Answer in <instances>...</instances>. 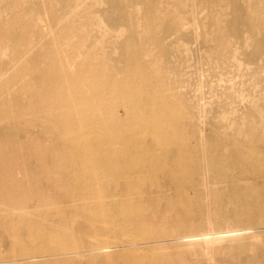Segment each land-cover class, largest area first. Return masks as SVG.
<instances>
[{
	"label": "rangeland",
	"instance_id": "obj_1",
	"mask_svg": "<svg viewBox=\"0 0 264 264\" xmlns=\"http://www.w3.org/2000/svg\"><path fill=\"white\" fill-rule=\"evenodd\" d=\"M14 1L0 0V27L11 28L0 62L24 57L16 91L24 94L27 85L24 103L44 116L11 122L2 108L0 137L8 129L31 134L25 142L34 145L40 130L65 113L103 125L105 150L122 153L124 139L142 141L148 160L127 167L120 156L105 178L70 196L59 182L23 184L20 192L0 187V211L9 213L0 219L18 221L0 223V257L19 255L6 247V231L66 214L107 224L106 234L87 233L67 221L80 246L105 239L136 244L72 264H264V0ZM35 87L49 92L43 101ZM132 117L177 127L165 124L159 134L147 123H129ZM40 137L41 148L67 151L50 130ZM171 172L183 183L185 201L152 189ZM114 191L119 196L109 200ZM63 228L57 226L62 236ZM33 257L0 261L63 264Z\"/></svg>",
	"mask_w": 264,
	"mask_h": 264
},
{
	"label": "bare ground",
	"instance_id": "obj_2",
	"mask_svg": "<svg viewBox=\"0 0 264 264\" xmlns=\"http://www.w3.org/2000/svg\"><path fill=\"white\" fill-rule=\"evenodd\" d=\"M19 1L15 0L14 3L17 4ZM28 18L31 19L30 16ZM35 28L34 26L33 29ZM9 30H11L10 27H0V48L2 47L1 42H4L5 35L10 32ZM11 58V64L0 62L2 69V73L0 74V88L2 89L0 96L3 99V103L0 105V111L4 108L3 110L4 112L6 111L7 118L11 122L22 119L25 116H29L31 120H37L39 117L44 116V111L42 108L38 109L36 106L32 107L24 103L27 95L26 84H28V81H19L21 85H26L24 94L18 95V91H16L18 89L17 79L21 78L20 70L23 66L24 57L21 54L14 53ZM52 58L61 69L63 64L60 54H52ZM127 62L129 64V71H134L136 60H132L130 57ZM32 79L34 80L35 77L33 76ZM11 87H14V89H11ZM35 89L38 94V99L41 101L49 94L44 89L37 87ZM16 106L19 109H16ZM62 117V121L59 123V115H56V120H52L47 128L41 129L38 138L36 136L37 143L34 145H28L25 142V139H32L33 136L31 134L30 136L26 134L18 136L16 132L9 131V129L2 132L0 137V187H12L16 192H20L22 191L21 185L23 184L30 187L36 181L51 182L53 184L59 182L57 186L58 190L70 196L79 194V188L95 185L97 179L105 178L106 174L104 170L107 169L106 173L110 172L112 170V161L120 156L127 167H134L132 164L136 166L139 164L144 166L146 164L145 162L148 158L145 155L148 154L142 141L129 142L128 139H124L119 142L122 153H114V151H108L104 148L106 144L103 137L105 130L103 125L95 121H81L83 119L82 117L73 118L75 121H71L72 117L65 115V113ZM134 120L140 123H147L148 126L156 129L159 134L165 132V124L167 126L172 125V127H177V125L173 124V120L158 124L152 119L148 120L146 117H132V119L129 118V123ZM30 123L32 124V121ZM46 130L51 131L54 137V144L56 145V140L59 139L67 151L58 153L57 151L48 150L47 147H44V149L41 148L43 145L40 135L42 136ZM94 130L102 132L94 134ZM131 149L134 151L133 154L130 151ZM58 176H60V180ZM161 183L153 186L152 189H163L168 195L169 192L174 195L179 202L185 201L183 183L175 177L173 172L167 174V178ZM105 188L106 184L103 182L98 186L100 190H104ZM115 194L119 196V192L117 191H114V194L113 192H109L108 199L111 200ZM136 195L145 199L144 195ZM0 212L3 215L9 214L7 213L8 210L6 207L1 209ZM64 215L66 218L61 217L62 220H31L27 223V227L21 229L19 233L15 232V230L6 231L9 234V241L6 247L8 249L14 248L13 251H17L19 255L13 254L9 257L1 256L0 259L13 258L11 261H17L19 257L35 256L33 258L37 260L53 258L59 259L60 263L63 264H72L74 260L88 259L100 253H103L102 255L107 257L111 249L121 250L136 247V244H131V241L128 240H116L118 243H111L106 239L105 241L93 240L84 246H80L75 241L78 232L68 229L67 221L73 224L72 227L75 224V229L78 228L76 229L77 231L85 230L87 233L99 231L102 234H106L107 224L101 222L97 226L95 221L92 220V215H89L90 221L85 220L83 223L73 221L66 214ZM56 216V214H52L53 218ZM78 216L85 218L86 215L78 214ZM3 219H0V223L2 224L9 222L12 226L18 225L17 220ZM59 225H63L64 227L62 230L63 236L57 229ZM64 233H70L72 239L65 238ZM32 234H35V236H31ZM5 263L7 262L0 261V264Z\"/></svg>",
	"mask_w": 264,
	"mask_h": 264
}]
</instances>
